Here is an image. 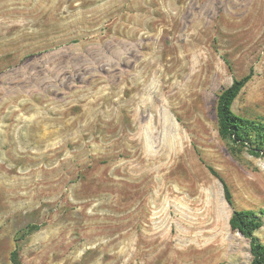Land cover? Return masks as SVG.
<instances>
[{"label":"rangeland","instance_id":"rangeland-1","mask_svg":"<svg viewBox=\"0 0 264 264\" xmlns=\"http://www.w3.org/2000/svg\"><path fill=\"white\" fill-rule=\"evenodd\" d=\"M250 73L264 121V0H0V264H249L264 155L216 107Z\"/></svg>","mask_w":264,"mask_h":264},{"label":"trees","instance_id":"trees-1","mask_svg":"<svg viewBox=\"0 0 264 264\" xmlns=\"http://www.w3.org/2000/svg\"><path fill=\"white\" fill-rule=\"evenodd\" d=\"M251 79L252 73L235 79L230 86L221 90L216 107L218 126L220 135L233 151L247 148L251 154L261 156L264 155V121L240 115L233 109L234 101ZM222 182L227 202L234 205L229 185L223 180ZM263 213L254 209H235L229 220L233 230L239 231L250 240L253 257L249 264H264V242L255 234L264 225ZM12 260L13 264H20L17 250L12 253Z\"/></svg>","mask_w":264,"mask_h":264}]
</instances>
